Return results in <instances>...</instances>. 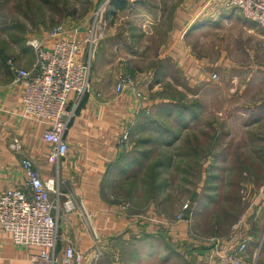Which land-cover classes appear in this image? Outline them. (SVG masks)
I'll list each match as a JSON object with an SVG mask.
<instances>
[{"label":"rangeland","instance_id":"374dc122","mask_svg":"<svg viewBox=\"0 0 264 264\" xmlns=\"http://www.w3.org/2000/svg\"><path fill=\"white\" fill-rule=\"evenodd\" d=\"M103 1L0 0V48L25 62L30 57L28 38L56 25L85 34ZM144 2L140 11L133 6L131 12L149 13L157 0ZM173 2L162 12L164 30L148 37L142 36L143 27L134 25L129 32L140 35L128 40L138 47L119 51L112 44L114 68L123 62L137 71L128 72L124 65L147 110L128 130L122 159L104 178V194L132 214L168 221L187 204L193 234L215 240L250 237V253L257 264H264V36L226 20L221 28L190 33V66L154 59L173 25ZM202 4L190 0V17ZM107 10L102 20L108 28L130 27L123 14L113 25ZM140 19L138 15L136 23ZM108 28L104 38L112 35Z\"/></svg>","mask_w":264,"mask_h":264},{"label":"crops","instance_id":"0c3cea01","mask_svg":"<svg viewBox=\"0 0 264 264\" xmlns=\"http://www.w3.org/2000/svg\"><path fill=\"white\" fill-rule=\"evenodd\" d=\"M170 1H174L177 13L170 15L173 25L166 30V36L159 43V53L152 57L154 59L170 58L183 62L180 65L190 66V33L221 28L226 20L264 36V31L260 32L256 23L244 18L236 8L227 4V0H202L200 10L192 17L190 0H157L152 5L154 10L146 14L131 12L134 7L140 11L144 0L109 3L106 7L107 17L113 18V25L123 14L128 17L125 20L130 27L123 30L108 28L107 31L112 33L108 37L112 43L107 37L101 41L100 53L90 66L89 92L80 101L64 134L67 145L65 156L55 165L47 161L50 145L40 137V123L23 115L21 98L24 89L14 79V69L26 70L32 66L35 58L33 50L28 46L26 52L30 57L24 62L18 54L6 53L0 48V191L22 185L24 172L21 160H31L43 180H55L56 192L50 193L55 204L61 206L66 194H70L76 202L81 200L85 204L99 237L98 246L103 251L101 257L94 256L88 224L72 212L62 214L59 220L60 240L56 246L59 254L63 253L68 241L74 248L84 252L90 264H221L220 255L241 242L246 243L247 252L250 253V237L242 236L237 241L234 238L215 240L210 236L193 234L191 211L184 210L181 220L173 218L168 221L162 216L153 217L151 214L147 217L145 213H130L123 204L110 200L104 194V178L114 168L109 166L121 154L122 145L118 143L120 134L136 126L147 110L146 104L135 96L134 89L124 88L120 93L115 91L118 75L126 74L124 65H127L128 72L137 71L123 62L114 68L111 62L114 45L119 51L133 50V45L138 47L135 40L140 34L129 32L130 28L135 29L134 25L143 27L142 36L152 35L154 30L158 33L164 30L162 12ZM135 14L137 16L133 18ZM138 15H141L140 24L136 23ZM46 34L47 31H44L36 38L44 39L45 46H50L52 40L47 39ZM83 34L79 32L77 37L81 38ZM129 38L135 40L129 41ZM84 55L82 47L77 60L81 61ZM9 58L13 66L9 65ZM74 96V93L69 94V105ZM39 250L35 245L13 243L9 234L0 235V264H34L33 258Z\"/></svg>","mask_w":264,"mask_h":264},{"label":"built area","instance_id":"2783aa9c","mask_svg":"<svg viewBox=\"0 0 264 264\" xmlns=\"http://www.w3.org/2000/svg\"><path fill=\"white\" fill-rule=\"evenodd\" d=\"M111 1L122 0H104L95 12L91 27L81 38L77 37V29H66L62 25L47 30L46 38L52 40L50 46H45L44 39L28 38L26 44L32 48L35 57L32 66L26 70L14 69V79L24 89L21 98L23 115L40 123V137L50 145L47 161L54 165L65 156L64 134L80 101L89 92L91 58L108 28L102 14ZM227 4L264 31V0H227ZM82 47L85 55L78 61L77 54ZM8 63L13 66L10 58ZM124 88L134 89L135 96L140 98L135 81L127 74L120 75L115 84L116 92L120 93ZM70 93L75 96L69 105ZM127 134L128 131L120 134V145L126 142ZM21 166L24 172L22 185L0 191V235L9 234L15 244L38 246L40 250L33 258L34 264H90L84 252L74 248L69 241L62 254L56 248L60 240V217L74 212L88 224L94 256L101 257L103 251L98 246L99 237L85 204L66 194L58 206L50 198V193L56 192L55 180H43L27 158L21 160ZM186 208L187 204H184L176 220L183 219ZM219 260L221 264H255V253H248L246 243L241 242L221 254Z\"/></svg>","mask_w":264,"mask_h":264},{"label":"trees","instance_id":"16d2710c","mask_svg":"<svg viewBox=\"0 0 264 264\" xmlns=\"http://www.w3.org/2000/svg\"><path fill=\"white\" fill-rule=\"evenodd\" d=\"M111 2H113V1H111ZM111 2H110V3H111ZM118 157H119V158H117L116 162H115L113 165H110L109 168H110V167L112 168L113 166L116 167V166L119 165V163H120V161H121V159H122V155L120 154V156H118ZM110 170H111V169H110ZM102 190H103V187H102Z\"/></svg>","mask_w":264,"mask_h":264}]
</instances>
